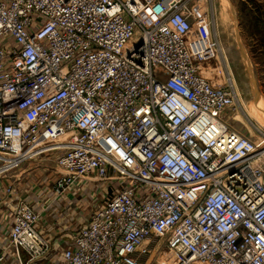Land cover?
<instances>
[{
    "label": "built area",
    "instance_id": "2783aa9c",
    "mask_svg": "<svg viewBox=\"0 0 264 264\" xmlns=\"http://www.w3.org/2000/svg\"><path fill=\"white\" fill-rule=\"evenodd\" d=\"M213 27L201 0H0V264H142L154 238L182 264H264V133L233 129L232 77L203 74ZM52 152L40 207L8 178ZM113 179L72 238L44 233Z\"/></svg>",
    "mask_w": 264,
    "mask_h": 264
},
{
    "label": "rangeland",
    "instance_id": "374dc122",
    "mask_svg": "<svg viewBox=\"0 0 264 264\" xmlns=\"http://www.w3.org/2000/svg\"><path fill=\"white\" fill-rule=\"evenodd\" d=\"M201 3L213 20L220 46L219 54L204 65L203 74L213 83H224L232 77L237 104L229 109L227 122L242 134L258 137L264 133V0H201ZM57 155L52 152L28 160L12 171L8 180L15 182L19 174L22 178V170L28 168L23 179L28 182L27 199H35L38 193L44 195L42 187H51L52 180L61 172ZM33 185H40L41 191L31 190ZM118 186V179L96 181L91 188L79 185L67 196L68 201L60 198L46 211L48 219L41 222L44 233L53 240H69ZM53 198L50 194V201ZM151 245V252L140 258L142 264H182L177 253L167 248L166 240L154 238Z\"/></svg>",
    "mask_w": 264,
    "mask_h": 264
},
{
    "label": "crops",
    "instance_id": "0c3cea01",
    "mask_svg": "<svg viewBox=\"0 0 264 264\" xmlns=\"http://www.w3.org/2000/svg\"><path fill=\"white\" fill-rule=\"evenodd\" d=\"M28 171H29L28 168L23 169L22 172H21L23 174L22 178H20V174L17 175V177L15 178V184L18 187L19 192L21 193V195L23 197L28 193V191H27L28 182L23 181V179H25V174ZM31 190H33V191L35 190L38 193L39 191H41V187H40V185L39 186L33 185V186H31ZM42 190L45 193L44 195H41L40 193H38L35 196L36 198L35 199H32L35 203H36V201L39 202L38 203L39 205L50 202V194H51V191L49 190V187L44 186V187H42ZM28 196L29 195L27 194L24 198L27 199ZM41 197L44 200H42ZM38 200H41V201H38ZM43 217H45L46 219H48L47 212L46 213L45 212L43 213Z\"/></svg>",
    "mask_w": 264,
    "mask_h": 264
}]
</instances>
